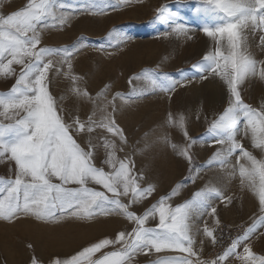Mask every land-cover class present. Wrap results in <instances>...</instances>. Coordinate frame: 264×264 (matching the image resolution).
Returning a JSON list of instances; mask_svg holds the SVG:
<instances>
[{
  "label": "snow or ice",
  "instance_id": "6c2138e0",
  "mask_svg": "<svg viewBox=\"0 0 264 264\" xmlns=\"http://www.w3.org/2000/svg\"><path fill=\"white\" fill-rule=\"evenodd\" d=\"M140 2L119 0L112 8ZM197 3L200 5L197 13L212 16L214 22L204 24L200 30L215 47L194 67L202 80L209 75L219 77L229 93L227 108L209 128L214 136L212 143L221 145L209 166L216 162L221 168H232L227 173L232 178L236 165L231 164V158L237 155L241 186L258 196L261 213L252 218V223L222 254L212 259L202 258L203 242L198 249L194 229L196 233L200 231L196 228L198 217L207 215L209 210L216 214L213 200L225 198L222 188L205 186L191 200L173 207L169 201L179 193L181 184L143 214L131 210L151 196L155 186L142 187L144 178L133 174L134 162L117 155L128 140L117 123L115 100L127 103L144 93L138 94L135 87L128 96L116 93L104 104L99 120L94 119L95 112L87 120H81L78 116L65 119L64 110L51 92L52 77L64 75L72 81L76 96L95 104L104 95L98 93L94 98L78 86L82 78L72 74L73 59L87 47L84 38L72 46L57 47L44 43V33L70 26L74 13L103 15L106 9L95 4L76 8L66 0H28L20 9L0 14V78H15L10 90L0 93V161L9 160L15 165L14 177H0V220L32 217L59 223L66 217L92 220L97 216L120 215L133 225L130 230L100 239L70 257L55 258L51 264H139L138 257L153 255L156 258L150 264H226L229 258L239 259L241 264H264V255L256 254L247 243L259 229H264V158L258 159L238 138L249 137L252 146L264 154V103L254 108L245 102L241 91L249 78L264 81V60L255 58L249 44L259 34V46L264 48V0H197ZM155 19L172 25V33L177 35L187 36L190 31L166 5L156 9ZM14 65L19 66L18 72ZM65 67L68 71H64ZM133 80H147L153 90L169 94L178 85L184 86V82L177 80L159 82L148 72L130 78L129 84ZM168 123L188 137L183 114L169 113ZM97 129L113 137L104 136L102 140L105 150L102 165L108 171L95 163L98 146L91 134ZM81 136L88 137L85 145L78 140ZM188 138V145L179 148V154L191 163L189 149L194 141ZM172 147L178 148L175 144ZM123 197H128V202ZM227 199L231 202V197ZM150 220L157 223L149 226ZM216 223H220L218 218ZM203 234L213 245L218 242L214 229L205 225ZM30 264L40 261L32 258Z\"/></svg>",
  "mask_w": 264,
  "mask_h": 264
},
{
  "label": "rangeland",
  "instance_id": "374dc122",
  "mask_svg": "<svg viewBox=\"0 0 264 264\" xmlns=\"http://www.w3.org/2000/svg\"><path fill=\"white\" fill-rule=\"evenodd\" d=\"M27 2L28 0H0V14H10ZM66 2L76 8L95 4L106 11L103 15L93 12L74 13L70 26L44 33V43L49 46H72L84 38L83 42L87 47L73 59L72 74L82 78L78 86L86 89L94 98L98 93L104 94L94 104L72 92L73 83L70 79L64 75L53 76L51 92L64 110L65 119L78 116L81 120H87L95 112L94 119L99 120L103 115L101 109L104 104L111 101L116 93L128 96L133 87L138 94L144 93L127 103L119 98L115 100L118 109L117 123L128 140L124 150L117 155L134 162L133 174L144 178L141 181L142 187H147L148 184L155 186V192L141 204L133 205L131 210L143 214L161 197L171 195L181 184L183 187L179 193L169 201L173 207L191 200L205 186H215L222 188L225 198L213 200V206L217 209L214 216H219V221L230 224L250 225L252 218L261 214L259 199L251 189L242 188L237 155L231 158V164L236 165V175L232 178L227 175L232 168H221L216 162L209 166L214 153L221 148V145L212 143L214 136L209 128L227 108L229 99L227 87L219 77L209 75L207 80H202L199 70L194 67L215 47L211 38L200 30L204 24L214 22L211 14L197 13L196 9L200 7L197 0H142L118 9H113L112 5L119 0ZM162 5L177 13L189 27L187 36L172 33V25L155 19L156 9ZM165 33L171 34L164 35ZM249 44L255 58L264 60V48L259 46V34L250 39ZM14 67L18 72L19 66ZM64 71H68L66 67ZM145 72L152 74L159 82L163 83L165 79L177 80L184 82V86L178 85L169 94L159 89L153 90L147 80H133L129 84L130 78ZM14 80V77L0 78V93L9 91ZM241 91L245 102L254 108H260L264 103V81L259 77L246 80ZM108 110L111 111V108ZM169 113L173 116L183 114L185 117L188 137L194 141L189 149L191 163L179 154V148L187 146L189 138L183 135L180 128L168 123ZM104 136L113 138L104 130L97 129L91 134V139L98 146L95 163L108 171V167L102 165L105 155L102 147ZM238 138L258 159L264 158V154L252 146L249 137ZM87 139V136L78 137L82 145L87 143ZM173 144L178 148L174 149ZM14 174V162L0 161V177L10 178ZM93 186L103 190L100 186ZM228 197H231V202ZM122 199L125 202L129 200L128 197ZM210 214L209 210L207 215ZM205 216L197 218L196 228L200 231L196 233L194 229L198 249L201 241L203 242L202 254L211 245L210 238L203 234ZM157 220H150L149 226H154ZM216 224L215 220L206 226L212 229ZM132 227V223L120 215L97 216L92 220L66 217L59 223H47L32 217L0 220V264H30L32 258H37L40 264H51L55 258L70 257L100 239L112 238L119 231L130 230ZM261 232L264 229H259L247 241L258 255H264V235ZM29 244L31 248L28 247ZM239 251H243V246ZM155 258V255L140 256L138 261L139 264H149ZM226 264H241V261L229 258Z\"/></svg>",
  "mask_w": 264,
  "mask_h": 264
},
{
  "label": "built area",
  "instance_id": "2783aa9c",
  "mask_svg": "<svg viewBox=\"0 0 264 264\" xmlns=\"http://www.w3.org/2000/svg\"><path fill=\"white\" fill-rule=\"evenodd\" d=\"M248 226L249 225L246 223L230 224L225 221H220L218 225H214L212 229H214V235L218 237V242L215 245L211 243V245L202 254V258H217L231 245L233 240L243 233L244 229Z\"/></svg>",
  "mask_w": 264,
  "mask_h": 264
},
{
  "label": "crops",
  "instance_id": "0c3cea01",
  "mask_svg": "<svg viewBox=\"0 0 264 264\" xmlns=\"http://www.w3.org/2000/svg\"><path fill=\"white\" fill-rule=\"evenodd\" d=\"M217 218L219 219V218H221V217H219V216H214L213 214H210V215H206L205 217H204V221H205V223H204V225H206V224H209V225H211L215 220H217ZM224 218H226V219H230L229 217H224ZM143 264H146V263H143ZM150 264V263H149Z\"/></svg>",
  "mask_w": 264,
  "mask_h": 264
},
{
  "label": "bare ground",
  "instance_id": "6f19581e",
  "mask_svg": "<svg viewBox=\"0 0 264 264\" xmlns=\"http://www.w3.org/2000/svg\"><path fill=\"white\" fill-rule=\"evenodd\" d=\"M72 22V21H71Z\"/></svg>",
  "mask_w": 264,
  "mask_h": 264
}]
</instances>
